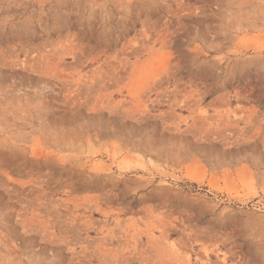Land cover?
Instances as JSON below:
<instances>
[{"label":"rangeland","instance_id":"374dc122","mask_svg":"<svg viewBox=\"0 0 264 264\" xmlns=\"http://www.w3.org/2000/svg\"><path fill=\"white\" fill-rule=\"evenodd\" d=\"M0 264H264V0H0Z\"/></svg>","mask_w":264,"mask_h":264},{"label":"snow or ice","instance_id":"6c2138e0","mask_svg":"<svg viewBox=\"0 0 264 264\" xmlns=\"http://www.w3.org/2000/svg\"><path fill=\"white\" fill-rule=\"evenodd\" d=\"M12 211V208L9 204L0 201V221H3L4 223H10L11 216L10 213ZM44 264H52L51 261H46Z\"/></svg>","mask_w":264,"mask_h":264}]
</instances>
